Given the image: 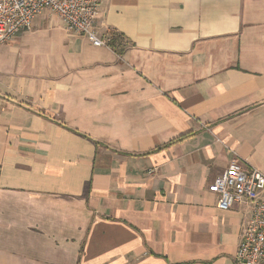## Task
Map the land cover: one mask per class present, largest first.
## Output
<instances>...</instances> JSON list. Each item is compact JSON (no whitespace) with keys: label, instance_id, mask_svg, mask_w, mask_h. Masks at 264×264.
<instances>
[{"label":"crops","instance_id":"1","mask_svg":"<svg viewBox=\"0 0 264 264\" xmlns=\"http://www.w3.org/2000/svg\"><path fill=\"white\" fill-rule=\"evenodd\" d=\"M95 30L124 52L53 13L0 48V264H238L252 210L212 185L264 174V0H100Z\"/></svg>","mask_w":264,"mask_h":264},{"label":"built area","instance_id":"2","mask_svg":"<svg viewBox=\"0 0 264 264\" xmlns=\"http://www.w3.org/2000/svg\"><path fill=\"white\" fill-rule=\"evenodd\" d=\"M100 0H0V48L23 32L32 30L34 20L49 11L71 33L86 37L94 46L107 42L95 26ZM212 190L217 207L229 211L236 203L251 207V218L238 245V264H264V174L235 159L215 180Z\"/></svg>","mask_w":264,"mask_h":264},{"label":"trees","instance_id":"3","mask_svg":"<svg viewBox=\"0 0 264 264\" xmlns=\"http://www.w3.org/2000/svg\"><path fill=\"white\" fill-rule=\"evenodd\" d=\"M112 37L108 40L107 45L119 54H122L125 50L123 44L124 36L122 34L112 32Z\"/></svg>","mask_w":264,"mask_h":264},{"label":"rangeland","instance_id":"4","mask_svg":"<svg viewBox=\"0 0 264 264\" xmlns=\"http://www.w3.org/2000/svg\"><path fill=\"white\" fill-rule=\"evenodd\" d=\"M45 13L52 14V13H50V12H45ZM45 13H44V14H45ZM44 14H43V15H44Z\"/></svg>","mask_w":264,"mask_h":264}]
</instances>
